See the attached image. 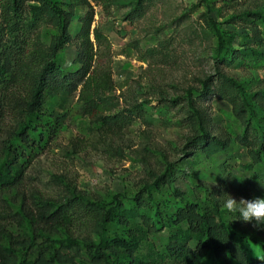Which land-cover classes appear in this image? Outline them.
I'll return each instance as SVG.
<instances>
[{"label":"trees","instance_id":"16d2710c","mask_svg":"<svg viewBox=\"0 0 264 264\" xmlns=\"http://www.w3.org/2000/svg\"><path fill=\"white\" fill-rule=\"evenodd\" d=\"M92 1L106 13L113 4V0ZM144 2L136 0L126 19L141 17ZM78 4L86 7L82 15L76 13ZM243 14L253 16L250 21L264 26L261 11ZM94 16L89 0H0V192L21 183L34 152L50 137L49 130L56 120L43 117L48 97L75 96L82 114L106 126L112 136L121 135L138 119L151 122L152 114L145 110L143 101L118 109L121 101L111 93L115 89L111 67L97 62L98 47L108 39L98 26L92 25ZM76 17L78 28L71 33ZM205 22L217 35L216 61L230 66L244 57L245 50L264 61V52L250 46L228 45L210 14ZM42 26L56 30L48 43L42 40ZM248 27L255 44L264 43L258 25ZM71 44L75 54L70 65L63 66L59 53ZM165 49V42H161L160 48L147 52H159L165 57ZM216 75L214 80L199 78V87L186 91L192 134L186 140L184 153L190 156L199 151L212 158L230 148V135L215 128V117L197 100L213 95L227 102L233 118L242 123L243 131L236 140L246 147L253 166L261 168L264 89L248 91L243 83L224 72L218 70ZM8 119L14 124H7ZM153 150V144L146 142L131 149V153L147 163ZM116 151L122 154V147H116ZM164 162L165 169L160 174L144 165L147 178L130 197L119 193L105 200L72 188L59 200L36 197L32 212L18 206L15 213L20 217L19 239L11 241L10 236L0 235V264H157V251L143 255L141 249L148 244L149 234L163 229L168 234L159 259L167 257L175 264H264L255 258L264 255V224L259 226L258 236L239 231L225 218L222 198L216 190L204 187L203 201H192L172 186L177 174L165 157ZM259 177L264 180V173ZM165 187H171L173 195L156 199L154 192H162ZM78 225L91 235H76Z\"/></svg>","mask_w":264,"mask_h":264},{"label":"rangeland","instance_id":"374dc122","mask_svg":"<svg viewBox=\"0 0 264 264\" xmlns=\"http://www.w3.org/2000/svg\"><path fill=\"white\" fill-rule=\"evenodd\" d=\"M89 1L95 11L92 25L98 26L108 39V43L98 47L97 62L111 67L115 84L111 93L120 97L118 109L143 101L145 110L152 114L151 122L138 119L121 135L112 136L106 126L93 123L82 114L75 96L48 97L43 117L56 121L49 130L50 137L34 152L21 183L0 192V235L10 236L11 241L19 239L20 217L15 213L16 208L22 205L26 211H34L36 197L59 200L72 188L105 200L119 193L133 196L147 178L146 166L159 174L164 172V157L177 174L172 186L194 202L203 201L204 187L216 190L222 205L227 199L225 194L237 202L241 198H264V180L259 177L264 173V166H253L246 147L236 140L243 131L242 123L233 118L230 105L217 96L204 100L197 97V100L215 117V128L230 135V148L212 158H206L199 151L190 156L184 153L186 140L192 134L186 91L199 87V78L214 80L220 70L243 83L248 91L264 89V61L259 55L245 50L244 57L230 66L216 61L217 35L205 22L206 15L210 14L217 22L228 45L250 46L264 52V43L255 44L248 27L257 24L264 36V26L259 21H250L253 16L243 14L245 11L264 14V0H145L142 16L131 21L126 15L136 0H113L109 13ZM85 10L81 4L76 6L77 15ZM76 19L71 33L78 28ZM55 32L50 26L40 28L46 43ZM161 42L166 44L165 57L159 52H147L150 48H160ZM74 54V45H66L59 53L63 66L70 65ZM261 114L262 124L264 107ZM7 124L14 122L8 119ZM252 134L256 135V129ZM146 142L153 144L154 150L148 162L143 163L131 149L140 148ZM116 147H122V154L117 153ZM255 169L262 170L261 174ZM161 195L171 197V187L154 192L156 199ZM224 216L239 231L251 237L260 235V228L242 222L238 213L224 210ZM75 234L80 238L91 235L79 225ZM167 234L166 229L149 234L148 244L143 245L141 253L157 251V264H175L167 257L159 259ZM92 237L97 239L95 235Z\"/></svg>","mask_w":264,"mask_h":264},{"label":"clouds","instance_id":"9594fccd","mask_svg":"<svg viewBox=\"0 0 264 264\" xmlns=\"http://www.w3.org/2000/svg\"><path fill=\"white\" fill-rule=\"evenodd\" d=\"M225 195L227 199L223 204V208L227 213H238L242 222L252 224L254 228H259L260 225L264 224V198L251 200L241 198L237 202L232 196ZM255 258L259 261H264V255H257Z\"/></svg>","mask_w":264,"mask_h":264}]
</instances>
